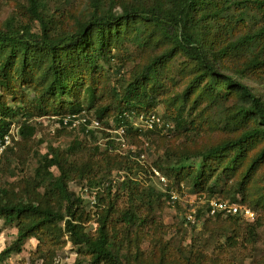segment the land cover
<instances>
[{
    "label": "trees",
    "instance_id": "trees-1",
    "mask_svg": "<svg viewBox=\"0 0 264 264\" xmlns=\"http://www.w3.org/2000/svg\"><path fill=\"white\" fill-rule=\"evenodd\" d=\"M7 1L0 0V8ZM90 2L93 11L73 31H58L53 26L46 0H28L18 20L0 27V139L21 112L26 117L19 124L20 138L13 137L0 157V219L17 230L1 258L20 254L27 241L36 239V248L30 252L32 262L53 264L58 251L70 241L80 247L71 264H140L137 256L144 253L139 240L150 213L138 198L146 181L131 174L146 170L139 161L143 152H120L111 134L101 130L109 138L105 147L91 131L95 143L74 139L66 148L51 145L46 153H39L42 140L36 136L32 119L79 114L88 99L94 103L92 116L106 128L113 119L117 126H126L127 136L141 142L132 125L133 115H141L142 106H146L145 113L154 112L151 107L157 98L149 91L148 80L177 54L189 60L192 78L181 104H168L165 115H171L174 123L167 130L183 131L184 148L166 151L156 164L158 169L212 198L217 192L237 195L246 190L264 166V92L251 83L258 79L264 85V0H111L107 7L103 0ZM116 5L121 12L114 11ZM141 24L153 25L146 37L151 40L157 35L158 45L166 47L121 90L111 88L100 63H111L113 50H120L127 39L140 41ZM207 94L238 98L227 117L240 134L193 150L208 130V122L193 113L194 106L186 114L187 104L196 106ZM66 134L67 128L57 129V136ZM258 144L262 145L250 160L247 151ZM31 156L37 158V167L30 181L23 179L30 184L22 196L9 177L16 176V168L25 172ZM235 177L236 189H223V183ZM72 182L96 190L95 212L70 188ZM202 213L196 210L194 223ZM213 216L218 221L241 219L220 212ZM228 224L232 233L228 244L219 242L211 252L192 246L187 264H235L230 247H255L257 222ZM126 239L137 242V258L122 252ZM253 264H264V259Z\"/></svg>",
    "mask_w": 264,
    "mask_h": 264
},
{
    "label": "rangeland",
    "instance_id": "rangeland-1",
    "mask_svg": "<svg viewBox=\"0 0 264 264\" xmlns=\"http://www.w3.org/2000/svg\"><path fill=\"white\" fill-rule=\"evenodd\" d=\"M103 1L106 7L111 3V0ZM136 1L146 3L150 0ZM46 2L48 4V14L53 16V26H57L58 31H73L93 11L90 0H46ZM27 7L28 0L7 1L0 8V27H6L9 22L12 24L13 21L18 20ZM114 11L117 13L121 12V6L116 5ZM61 14H65V16ZM141 25L140 41H131L134 37H131L132 39L130 40L126 38L127 40L123 42L120 50H113L112 55L115 58L111 63L105 66L103 62L100 63L106 70V77L111 88L121 90L128 81L132 80L151 61L155 54L166 47L158 45L159 37L157 35L151 40L146 37L149 31L152 30L153 25ZM38 27L39 25L37 24L35 28L38 29ZM122 62L124 65H121ZM191 71L189 60L183 54H177L168 61L158 71V74L148 80V89L157 98L155 104L151 107L154 112L145 113L147 112L146 106H142L141 115L157 114L163 116L166 123L172 124L173 122L170 119L172 116L169 113L170 118L165 115L167 105L173 103L179 106L181 104L183 93L192 78ZM251 83L257 90L264 92V85L260 84L258 79L251 81ZM191 98H194V94ZM237 104L238 98L234 95L223 99L213 98L209 94L205 95L196 106L192 102L187 104L188 110L186 109V114L194 106L193 113L208 122V130L200 135L198 145L193 150L216 145L225 139L234 138L240 134L236 124L229 122L227 117L236 108ZM84 105L85 110L89 113L82 110L79 115L85 112L89 117L96 118L92 116L94 115V103L84 99ZM25 118L21 112L19 117L12 123L11 128L18 130L19 124ZM135 120H137V115H133L132 122ZM108 122L109 127L106 128L107 126L104 124V130L111 134L112 137L110 139H115V146L120 152L126 153L129 150L138 149L146 155L142 161L146 170L131 174L133 178L141 176L146 181L144 189L138 193V198L143 204L144 210L150 213V217L143 225V232L139 240L140 248L144 254L137 256V242L129 239H126L127 241L122 246L123 253L130 252L131 258L138 257L140 264H187L186 256L192 246L211 252L219 242L228 244V237L232 235V233H229L230 225L228 221H233L238 226L254 221L258 223L255 247L252 248L247 244L230 247V256L235 264H253L255 261L264 259V200H261V197L264 196V166L258 169L255 180L249 184L246 190L243 189L237 195L230 192H217L212 198H208V192L197 191L187 181L176 179L171 174H168L165 169L159 170L158 165H156L164 159L166 151L182 150L184 148L183 131L165 129L154 132L152 135H149V131H138L141 142L132 140V136H126V141L121 142L118 139L119 135L113 130L117 127L116 122L113 119ZM32 123L36 128L37 138L42 140L37 149L39 153H46L51 145L66 148L74 139H89L95 143L92 135L77 129H67L66 135L57 136V122L52 116L33 117ZM109 128H112L110 129L112 133L107 130ZM134 130L138 129L134 128ZM96 134L97 143L101 147H105L109 138L104 137L101 130ZM147 143H149L148 146H146ZM258 145L247 151V157L250 160L262 144ZM232 153L230 152L229 155ZM15 165L16 161L12 163V168ZM36 167L37 158L31 156L25 172L20 171V168H16V176L9 177V182L15 184L14 188L20 195L24 196L26 194L30 184V182L28 184L27 180L30 181L33 178ZM153 167L157 168L161 175L166 178L165 182L154 174L152 171ZM54 170L57 173V169ZM116 179L118 178L116 177ZM235 179L237 177L228 179L223 183V189L235 190ZM70 188L84 198L85 204L89 209L96 211L97 208L94 207L96 190L84 188L76 182L70 183ZM211 201H226L236 204L240 208L251 209L255 212V216L251 219H242L241 216L238 217L237 215L236 217L241 218L240 220L223 217L218 221L215 216H209L208 214V207ZM199 209L203 212L201 219L199 222L194 223L188 217L194 210ZM92 227L95 229L96 225L93 224ZM16 232L17 230L13 225H8L0 219V253L13 243L16 238ZM36 245V239L27 241L24 250L20 254H14L10 258L0 257V264H42L40 260L32 262L30 257V252L36 248ZM79 250L80 247L68 241L63 250L58 251L53 264L73 263Z\"/></svg>",
    "mask_w": 264,
    "mask_h": 264
},
{
    "label": "built area",
    "instance_id": "built-area-1",
    "mask_svg": "<svg viewBox=\"0 0 264 264\" xmlns=\"http://www.w3.org/2000/svg\"><path fill=\"white\" fill-rule=\"evenodd\" d=\"M53 118L57 122L58 128H67L69 130H81L85 133H89L91 131H95L97 133L100 130H104L102 122L98 118L89 117L85 112L83 114H71L64 117H56ZM141 123H140V122ZM132 125L138 131H153L156 129L160 130H167L168 127H171L169 123H166L162 116L157 114H150V115H139L137 116V120L132 122ZM110 129H107L109 132ZM117 135H119V141L125 142L127 131L126 126H117L113 129ZM112 133V132H111ZM13 137L16 139L20 138L19 129L16 130L15 128H11L10 131L5 135L3 139H0V157L4 154L7 147L12 144ZM147 143L146 146H148ZM146 155L142 153L139 156V161L142 162L145 159ZM153 171L156 176H159L164 182L166 178L161 175L160 171L157 168H153ZM208 211L211 215H215L217 213H224L226 215H241L246 219H251L255 216V212L248 208H240L236 204L229 203L226 201H211L208 207ZM194 210L188 217L189 220L195 222Z\"/></svg>",
    "mask_w": 264,
    "mask_h": 264
}]
</instances>
